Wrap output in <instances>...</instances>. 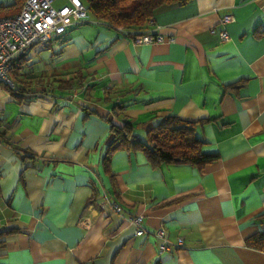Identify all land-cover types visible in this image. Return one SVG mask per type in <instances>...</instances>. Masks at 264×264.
<instances>
[{"label": "crops", "instance_id": "1", "mask_svg": "<svg viewBox=\"0 0 264 264\" xmlns=\"http://www.w3.org/2000/svg\"><path fill=\"white\" fill-rule=\"evenodd\" d=\"M149 31L165 40L135 44L92 17L19 56L28 93L0 83V264H264L247 243L264 232V0H190ZM169 116L204 121L195 135L220 159L154 168L119 150L105 171L111 122L146 141Z\"/></svg>", "mask_w": 264, "mask_h": 264}, {"label": "trees", "instance_id": "2", "mask_svg": "<svg viewBox=\"0 0 264 264\" xmlns=\"http://www.w3.org/2000/svg\"><path fill=\"white\" fill-rule=\"evenodd\" d=\"M90 15L105 23L115 30L127 32V36L131 33L143 34L149 31L150 26L156 16L162 10L172 7L183 6L190 0H82ZM26 0H15V3L10 6H4L7 9L5 15H0V18L17 15ZM125 34V33H124ZM17 61V60H16ZM14 63L13 73L14 86L5 85L6 89L14 96L22 97L29 90L18 85V76L22 70ZM25 78L33 81L37 77H29L28 74H22ZM78 77V76H77ZM76 76L68 80H61L59 83L60 89H71L79 85L81 80ZM42 84L43 80L37 81ZM31 84V83H30ZM31 86V85H30ZM25 88V89H24ZM35 93V92H34ZM21 95V96H19ZM85 112V119L93 113L89 111L86 105L81 106ZM121 108L118 106L113 111L119 112ZM118 114V113H117ZM204 121L191 122L182 120L176 116L167 117L162 123L151 128L147 132L146 141L135 136V126L125 121L122 124L110 123V131L112 142L106 147L102 161L103 167L107 173L110 172V158L119 150L129 152H141L154 168H158L162 164L173 165H191L198 169H203L205 166L215 163L220 159L218 154L204 153L203 141L197 139L195 132L198 125ZM9 232L0 233V246L4 245L3 236ZM247 243L264 252V232L256 234L248 239ZM156 264H161L157 262Z\"/></svg>", "mask_w": 264, "mask_h": 264}, {"label": "built area", "instance_id": "3", "mask_svg": "<svg viewBox=\"0 0 264 264\" xmlns=\"http://www.w3.org/2000/svg\"><path fill=\"white\" fill-rule=\"evenodd\" d=\"M58 1L26 0L19 14L0 18V83L14 86L11 72L21 54L38 44L63 38L70 28L90 19L91 15L82 0H64L61 6L56 5ZM234 21V16L227 15L222 18L221 24L226 25ZM121 32L127 35V32ZM215 32L216 30H213V33ZM219 36L222 41L230 40L227 31H220ZM129 37L135 44H153L165 40L164 36L155 31L131 33ZM115 208L120 210L118 206ZM129 221L137 227V236L145 233L142 216H132ZM155 236L162 241L159 247L161 254L174 250L175 246L168 240L164 228L157 230ZM182 243L180 239L178 245L181 246Z\"/></svg>", "mask_w": 264, "mask_h": 264}, {"label": "rangeland", "instance_id": "4", "mask_svg": "<svg viewBox=\"0 0 264 264\" xmlns=\"http://www.w3.org/2000/svg\"><path fill=\"white\" fill-rule=\"evenodd\" d=\"M14 3H15V0H0V15H5V13L7 12V9H4V6H10V5L14 4ZM62 4H64V0H59V1L56 3L57 6H61ZM90 18H92V16H90ZM41 46H42V44H38V45L35 46V49L41 48ZM20 72H21V71H20ZM11 78H12V80L14 81L13 73H12ZM19 79H21V80H25V81L31 83V79L29 80L28 78H25L24 75H21V76L19 77ZM30 83H26V84L22 83L21 86H22V87H30ZM37 92H38V91H37ZM37 92L35 91V93H37Z\"/></svg>", "mask_w": 264, "mask_h": 264}]
</instances>
